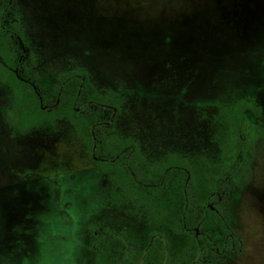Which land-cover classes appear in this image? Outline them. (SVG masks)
Returning <instances> with one entry per match:
<instances>
[{"label":"rangeland","instance_id":"obj_1","mask_svg":"<svg viewBox=\"0 0 264 264\" xmlns=\"http://www.w3.org/2000/svg\"><path fill=\"white\" fill-rule=\"evenodd\" d=\"M38 69H85L122 99L120 137L149 162L170 153L213 161L215 105L252 98L264 121V0H15ZM8 103L0 89V107ZM252 119V118H251ZM110 185L64 123L11 138L0 116V264H82L92 222L131 230L142 218L113 205ZM240 255L264 264V140L242 191Z\"/></svg>","mask_w":264,"mask_h":264},{"label":"trees","instance_id":"obj_2","mask_svg":"<svg viewBox=\"0 0 264 264\" xmlns=\"http://www.w3.org/2000/svg\"><path fill=\"white\" fill-rule=\"evenodd\" d=\"M15 0H0V107L11 138L32 131L54 134L66 124L84 155L110 185L113 205L142 218L140 238L131 230L92 222L82 264H225L242 243L235 211L251 181L256 146L264 140L261 109L248 97L215 105L213 161L170 153L149 162L138 144L119 136L122 99L99 91L81 67L54 77L38 69ZM252 118V119H251Z\"/></svg>","mask_w":264,"mask_h":264},{"label":"flooded vegetation","instance_id":"obj_3","mask_svg":"<svg viewBox=\"0 0 264 264\" xmlns=\"http://www.w3.org/2000/svg\"><path fill=\"white\" fill-rule=\"evenodd\" d=\"M2 120V119H1ZM3 123V122H2Z\"/></svg>","mask_w":264,"mask_h":264}]
</instances>
